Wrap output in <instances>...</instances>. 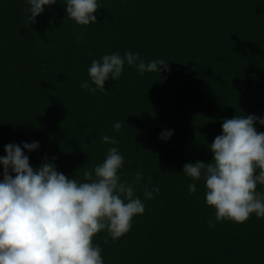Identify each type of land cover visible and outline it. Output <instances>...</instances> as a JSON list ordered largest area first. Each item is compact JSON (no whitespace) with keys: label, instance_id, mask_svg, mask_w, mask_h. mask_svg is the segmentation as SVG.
<instances>
[{"label":"trees","instance_id":"trees-1","mask_svg":"<svg viewBox=\"0 0 264 264\" xmlns=\"http://www.w3.org/2000/svg\"><path fill=\"white\" fill-rule=\"evenodd\" d=\"M63 3L28 25L24 0H0V156L9 143L38 141L25 150L30 164L55 157L58 171L83 179L118 147L122 179L143 173L136 195L145 212L118 240L106 231L93 238L105 264H264V218L208 227L215 209L204 181L190 193L182 173L186 163L211 161L224 119L264 116V0H98L97 23L87 26L67 18ZM126 51L170 70L140 75L125 64L108 91L80 87L93 59ZM167 129L174 134L164 141ZM157 185L146 200L144 188Z\"/></svg>","mask_w":264,"mask_h":264},{"label":"clouds","instance_id":"clouds-1","mask_svg":"<svg viewBox=\"0 0 264 264\" xmlns=\"http://www.w3.org/2000/svg\"><path fill=\"white\" fill-rule=\"evenodd\" d=\"M25 22H36L45 6L57 0H24ZM67 18L87 26L97 23L98 0H64ZM30 14V15H29ZM134 67L138 74L169 71L162 59L145 62L140 53L126 51L105 54L93 59L88 68L89 80L80 87L91 93L106 92L105 83L115 81L124 66ZM94 85V87H93ZM264 116L255 114L224 119L222 132L208 145L209 162L186 163L183 174L191 178L188 191H197L196 181H204L206 205L215 209V223H243L251 215L264 218ZM114 131H120L117 121ZM173 130H163L167 141ZM105 144L117 140L102 136ZM39 149V142L9 143L0 156L3 167L0 179V264H105L102 247L93 238L106 231L116 241L132 228L135 216L145 212V203L136 195V184L143 180L137 172L131 182L122 179L125 158L118 147H109L102 163L83 172V179H71L58 171L55 157L43 158L39 166L30 164L29 155ZM159 186L145 187L144 198L152 199ZM105 239L104 243H107Z\"/></svg>","mask_w":264,"mask_h":264}]
</instances>
